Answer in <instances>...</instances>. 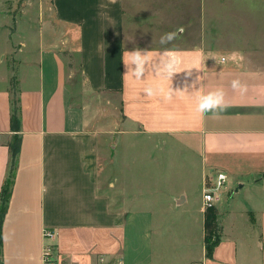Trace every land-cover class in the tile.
Here are the masks:
<instances>
[{
    "label": "crops",
    "instance_id": "1",
    "mask_svg": "<svg viewBox=\"0 0 264 264\" xmlns=\"http://www.w3.org/2000/svg\"><path fill=\"white\" fill-rule=\"evenodd\" d=\"M15 1L0 0V28ZM210 2L40 0L31 34L18 29L12 65L0 33V191L8 144L19 137L1 264H42L44 229L53 231L57 264H264V57L215 48L220 10ZM166 32L175 36L162 44ZM217 89L230 106L199 113L198 97ZM139 137L145 145L133 150ZM149 144L173 155L170 171L200 182L187 252L174 228L186 193L139 188L159 182ZM132 153L141 166H131ZM139 168L147 181L133 179ZM215 170L227 180L212 207L219 241L207 256L202 194Z\"/></svg>",
    "mask_w": 264,
    "mask_h": 264
},
{
    "label": "rangeland",
    "instance_id": "2",
    "mask_svg": "<svg viewBox=\"0 0 264 264\" xmlns=\"http://www.w3.org/2000/svg\"><path fill=\"white\" fill-rule=\"evenodd\" d=\"M28 0H16L14 5L9 6L10 2H6V8L10 9V15L7 17V23L4 28H0V33H4L6 39H10L11 42V52L7 54V62L12 65L13 64V54L12 50L16 45L14 40L18 37V29L22 28L23 34H31L30 28L31 24L37 25V16H38V2L40 0H30L31 4L27 6V13L24 15L22 10L24 5ZM25 2V4H24ZM212 3V2H210ZM28 4V3H27ZM213 8L215 10H220V12L215 11L213 29L215 31V42L214 46L219 50H235L238 52L255 50V54L260 57H264V0H215L212 3ZM237 6L234 12H229L228 8L230 6ZM26 7V6H25ZM49 12L48 9H46ZM13 13V14H12ZM22 25V26H21ZM140 138V139H139ZM134 139L132 142L133 150H140L141 147H144L145 142L139 137ZM149 149L153 152L154 161H151L149 165L157 164V169L154 171V176L156 179H159L157 184L156 182H143L144 186L140 187V189H150L148 191L149 195H157L163 198L166 193L170 192H179L181 194L186 193L187 201L181 206L178 210V218L177 223H175L174 228L176 232H178V236L181 243V249L187 252L185 242H195V235L193 232L194 228H191V223L193 222V218L189 213H192L197 206V202L201 195L200 190V182L199 180H193L191 182H186V177L188 176V172H184V170H180L178 172L170 171L171 170V159L173 157L172 154H162L156 147L149 144ZM122 149V144H118L115 152H119V156L117 154V158L120 159V152ZM130 159L131 166H141L140 156H136L133 153L128 156ZM135 158V164L132 163V159ZM163 158L165 162H163ZM167 159V160H166ZM161 160L162 163L161 164ZM146 165V161L143 162ZM137 164V165H136ZM164 168V169H163ZM107 171V172H106ZM108 167H105L104 171H102V175L108 173ZM142 169H137V172L134 173L133 179L138 181H147L148 177L146 175L142 176ZM158 172V175H156ZM174 174V175H173ZM104 181L108 178L107 176H103ZM176 179V181H174ZM153 180V179H152ZM102 186H106L105 182H101ZM149 185V186H148ZM235 187V186H234ZM138 187L135 190L139 189ZM155 189H158L154 191ZM190 227V228H189ZM216 227V224H215ZM179 229H182L181 232ZM179 230V231H178ZM214 231L217 233L216 228ZM185 241V242H184Z\"/></svg>",
    "mask_w": 264,
    "mask_h": 264
},
{
    "label": "trees",
    "instance_id": "3",
    "mask_svg": "<svg viewBox=\"0 0 264 264\" xmlns=\"http://www.w3.org/2000/svg\"><path fill=\"white\" fill-rule=\"evenodd\" d=\"M18 100L15 98H12L11 101V116H10V122H11V128L17 127L19 125V109H18ZM9 150H10V160H9V170L8 175L3 183V186L0 191V245H1V227L4 220L5 212L7 209L9 196H10V187H11V181L13 176V170L15 167L16 157L18 153L19 148V137L17 134H14L11 138V141L8 144ZM209 211L205 215V236H204V242H205V248H206V255L210 256L213 250V247L217 244L219 241V235L214 231L215 227V218L216 213L213 211L212 207L211 209L208 208ZM1 264V261H0Z\"/></svg>",
    "mask_w": 264,
    "mask_h": 264
},
{
    "label": "built area",
    "instance_id": "4",
    "mask_svg": "<svg viewBox=\"0 0 264 264\" xmlns=\"http://www.w3.org/2000/svg\"><path fill=\"white\" fill-rule=\"evenodd\" d=\"M226 180H227V175L224 171L221 170L213 171V175H211V181H212L211 185L206 186L203 189L202 199H203V206L205 208L213 207L215 203L220 201L221 192L225 187ZM43 237L47 239V241L43 244L41 250L42 264H57V260L54 255V245L50 241L53 238V231L49 229H44ZM107 264H111V263H107ZM112 264H122V263L121 260H117Z\"/></svg>",
    "mask_w": 264,
    "mask_h": 264
},
{
    "label": "clouds",
    "instance_id": "5",
    "mask_svg": "<svg viewBox=\"0 0 264 264\" xmlns=\"http://www.w3.org/2000/svg\"><path fill=\"white\" fill-rule=\"evenodd\" d=\"M175 36L174 32H166L161 36V43L166 44L169 41H171ZM135 58H140V53L134 54V59ZM168 68H171V65H165ZM171 72L170 74H173ZM195 83V82H194ZM233 87H238L239 86V81L234 80L232 82ZM148 94H152V89L149 88L147 90ZM198 104H197V111L201 114L208 113V112H217V111H224L226 110L230 105H228L225 102L224 99V92L222 89H217L215 91L209 92L207 94H203L198 97Z\"/></svg>",
    "mask_w": 264,
    "mask_h": 264
}]
</instances>
